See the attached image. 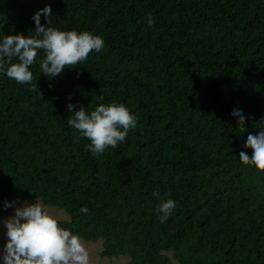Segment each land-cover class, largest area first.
Returning <instances> with one entry per match:
<instances>
[{"label": "trees", "instance_id": "16d2710c", "mask_svg": "<svg viewBox=\"0 0 264 264\" xmlns=\"http://www.w3.org/2000/svg\"><path fill=\"white\" fill-rule=\"evenodd\" d=\"M46 5L47 26L99 35L104 48L54 78L38 50V91L0 72V217L5 200L37 198L68 215L61 227L102 240L104 258L264 264V172L239 160L264 130V0H0V42L35 36ZM112 102L137 126L93 156L67 105ZM168 198L176 207L161 223Z\"/></svg>", "mask_w": 264, "mask_h": 264}, {"label": "clouds", "instance_id": "9594fccd", "mask_svg": "<svg viewBox=\"0 0 264 264\" xmlns=\"http://www.w3.org/2000/svg\"><path fill=\"white\" fill-rule=\"evenodd\" d=\"M41 14L45 24H41ZM51 15V6L46 5L32 17L35 36L10 34L0 42V72L18 84L31 85L30 91H38L37 85L32 84L34 77L30 71L38 50L44 52L39 65L41 73L54 78L65 68H74L85 62L91 52L99 53L104 48V40L99 35L88 31H61L47 26ZM154 23L152 14L148 13V27ZM13 58L18 62L13 63ZM67 108L73 113L68 124L80 133L81 138L90 141L86 147L93 156L102 155L109 148L116 149L126 140L129 131L137 126V117L123 103L99 104L90 113L83 106L75 110L76 105L72 103ZM232 115L237 117V124L243 129L246 119L243 112L233 110ZM244 147L251 149L252 155L241 151L239 160L242 164L264 172V130L256 135L249 133ZM169 195L165 193V196ZM153 196L160 199L159 192H154ZM175 207L174 200L161 199L156 207L157 213L161 214V223L167 221ZM3 208H13V214L0 221L6 229V242L0 248L3 264H91V255L83 238L61 227L57 215L37 198L35 202L24 200L20 204L5 200ZM88 211L87 207L80 209L83 214Z\"/></svg>", "mask_w": 264, "mask_h": 264}, {"label": "rangeland", "instance_id": "374dc122", "mask_svg": "<svg viewBox=\"0 0 264 264\" xmlns=\"http://www.w3.org/2000/svg\"><path fill=\"white\" fill-rule=\"evenodd\" d=\"M29 203L35 202V199H27ZM23 201H16L17 204H20ZM52 210L56 215L59 221H68L69 217L68 215L59 209H56L54 207L45 206ZM13 214V208H11V211L3 216L0 217V221H2L4 218L9 217ZM6 229L3 228L2 223H0V248L3 247L4 243L6 242L5 237ZM88 246L90 255H91V264H126L128 262L127 257H119V258H104L101 256V252L103 250V241L98 240L96 242H85ZM174 264H177L176 261L173 260ZM0 264H3L2 260H0Z\"/></svg>", "mask_w": 264, "mask_h": 264}]
</instances>
